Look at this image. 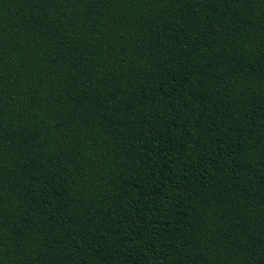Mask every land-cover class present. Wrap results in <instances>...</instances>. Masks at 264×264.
<instances>
[{"label":"trees","instance_id":"16d2710c","mask_svg":"<svg viewBox=\"0 0 264 264\" xmlns=\"http://www.w3.org/2000/svg\"><path fill=\"white\" fill-rule=\"evenodd\" d=\"M0 264H264V0H0Z\"/></svg>","mask_w":264,"mask_h":264}]
</instances>
